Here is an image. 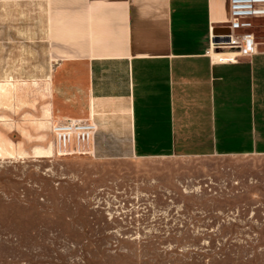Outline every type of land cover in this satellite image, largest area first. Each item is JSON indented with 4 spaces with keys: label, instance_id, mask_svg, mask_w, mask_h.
I'll return each instance as SVG.
<instances>
[{
    "label": "rangeland",
    "instance_id": "374dc122",
    "mask_svg": "<svg viewBox=\"0 0 264 264\" xmlns=\"http://www.w3.org/2000/svg\"><path fill=\"white\" fill-rule=\"evenodd\" d=\"M47 29L44 0H0V264H264V156L57 153L84 98Z\"/></svg>",
    "mask_w": 264,
    "mask_h": 264
},
{
    "label": "crops",
    "instance_id": "0c3cea01",
    "mask_svg": "<svg viewBox=\"0 0 264 264\" xmlns=\"http://www.w3.org/2000/svg\"><path fill=\"white\" fill-rule=\"evenodd\" d=\"M44 1L54 87L84 98L69 119L97 124L93 154L264 156V38L235 63L208 53L230 0Z\"/></svg>",
    "mask_w": 264,
    "mask_h": 264
},
{
    "label": "built area",
    "instance_id": "2783aa9c",
    "mask_svg": "<svg viewBox=\"0 0 264 264\" xmlns=\"http://www.w3.org/2000/svg\"><path fill=\"white\" fill-rule=\"evenodd\" d=\"M222 29L226 33L220 32ZM218 30V32H217ZM212 28L208 53L222 63L259 53L264 38V0H230V19ZM55 149L61 156H89L98 130L94 120H69L52 124Z\"/></svg>",
    "mask_w": 264,
    "mask_h": 264
}]
</instances>
